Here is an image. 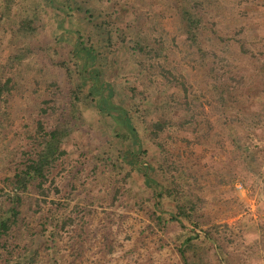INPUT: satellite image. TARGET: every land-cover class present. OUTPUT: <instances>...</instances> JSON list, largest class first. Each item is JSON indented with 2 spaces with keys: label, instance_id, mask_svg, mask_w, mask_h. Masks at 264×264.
<instances>
[{
  "label": "rangeland",
  "instance_id": "rangeland-1",
  "mask_svg": "<svg viewBox=\"0 0 264 264\" xmlns=\"http://www.w3.org/2000/svg\"><path fill=\"white\" fill-rule=\"evenodd\" d=\"M17 1L14 9L7 12L4 1L0 0V78H12L14 85L12 95L6 97L13 126L7 137L0 141V187L5 193L10 192L4 179L9 175L8 167H13L10 160L14 158L9 151L19 145L22 149L26 145L24 131L27 128L33 130L37 120L51 122V119L40 118L43 107L41 101L48 98L51 91L49 84L56 79L58 72L55 70L51 73V69L48 70L50 65L45 63L44 57L56 59L53 54L55 48L63 51V45L51 36V32L54 33L56 25L58 26L56 14L47 18L50 15L47 11L39 13L36 42L12 32L17 22V13L22 11L20 9L31 7V0ZM88 1L90 0H73L83 10L90 8L92 11L97 8L102 14L112 13L111 40L116 46L110 49L111 52L105 49L101 37L97 36V30L93 27L92 23L99 19H92L87 14L90 20L83 22L85 14L82 11L73 15L70 21L64 22L63 26L78 29L87 45L92 44L95 47L99 59L94 68L101 71L102 81H111L114 85V96L111 100L116 105H122L127 92L125 83H133L134 78L130 56L124 51V45H121L120 34L124 28L126 39L132 38L133 20L122 0H102L103 3L98 1L101 4ZM124 1L139 15L138 22H144L151 29L160 26L158 30L166 28L169 34L175 36V43L182 46L180 42L183 38L176 31L174 10L176 5L185 0H172L175 8L168 0ZM192 1L198 2L206 10L208 27L218 32L223 40L215 45L208 42V48L216 49L218 57L226 59L223 66L228 57L233 67L232 75L243 80L239 86L234 84L236 91L232 102L221 107L211 94L210 85H214L215 81L208 70L215 66L221 74L226 68L221 69L220 62L209 55L205 69L200 62L190 60L187 54L180 53L173 46L168 48L166 62L179 78H184L187 92L182 91L174 82L171 83L172 88L162 90L164 84L170 83L162 79L163 84H154L147 78L143 80L140 88H135L136 102H147L140 109H151L146 114L148 119L154 120L158 116L150 103H158L167 114H170L171 105L176 106L174 109L186 111L185 103L188 104L190 112L178 114L173 118L175 123L182 121L183 117L184 121L190 119V113L194 116V120L185 123L183 127L164 132L159 139L173 159H176L174 155L177 152L180 154L179 172L181 184L184 185L182 192L185 194L188 191L186 197L197 205L201 230L208 229L213 238L212 241L200 239L194 242L202 264H264V200L260 197L259 189H251L248 183H244V176L248 174L249 168L246 169L243 163L245 160L241 159L249 151H264V5L259 4L260 1L253 4L241 3L240 0ZM243 15L247 17L243 18ZM234 18L248 25V31L235 34L237 28ZM153 34L158 35L157 31ZM227 37L246 39V47L251 54H239L235 42L231 41L232 53L227 56ZM50 39L52 43L49 42ZM127 45L130 47L131 43ZM25 47L34 48L32 51H36L38 55H28L20 64L11 63L9 59ZM42 47L48 48V52L40 53ZM181 49H184L183 46ZM194 58L196 60L197 57ZM91 106L90 104L88 108ZM83 121V129L73 134L65 146L68 154L63 164L54 170V186L59 187L60 193L51 192L50 198L53 201L59 198L62 200L69 190L84 195L81 187L93 181L89 162L92 155L101 154L110 143L113 145L109 147L112 151L122 149L118 139H110L114 131H123L120 122L98 116L93 108L87 111L84 109ZM137 130L144 138L142 133L145 129L139 125ZM129 148L134 150L136 146L131 144ZM149 149L150 154L156 153L151 147ZM262 170L264 172V164ZM106 175L99 167L95 183L103 182ZM126 203L122 199L121 204L95 208L90 215L91 231L84 240L81 261L76 260L74 264H182L172 244L175 231L162 232L155 229L149 220L147 205L139 202H131L129 205ZM105 213L109 215V220L106 219L104 223ZM30 221L35 226L36 221ZM103 233L107 236V241H103ZM106 243L111 245V251L105 247ZM59 245L65 256L62 264H69L73 260V250L66 233Z\"/></svg>",
  "mask_w": 264,
  "mask_h": 264
},
{
  "label": "trees",
  "instance_id": "trees-1",
  "mask_svg": "<svg viewBox=\"0 0 264 264\" xmlns=\"http://www.w3.org/2000/svg\"><path fill=\"white\" fill-rule=\"evenodd\" d=\"M3 1L7 12L12 11L13 6L18 3L17 0ZM98 1L102 2V0L88 2L101 4ZM168 1L173 6L172 0ZM256 1L264 5V0H240L241 3L246 4L249 2L253 4ZM122 2L131 15L134 25L132 38L126 39L124 28L121 29L123 33L120 34L121 45H124V51L130 56L132 78H134L133 83L130 81L125 83L127 92L122 105H116L111 100L114 96L112 89L114 85L111 81H102L101 71L94 68L99 59L95 47L92 44L87 45L78 29L63 26L64 22L73 19V15L83 11L85 14L83 22L90 20L87 14L92 19H99L98 22L92 23L93 27L97 30V36L101 37L105 49L112 50L116 43H112L111 40L113 32L110 28L113 24L111 12L102 14L97 8H93L92 11L90 8L83 10L78 4L75 5L76 2L73 0H31L30 8L26 6V9L22 8L20 9L22 11L16 12L18 18L12 32L22 38L34 39V42L37 41L39 13L47 11L50 14L47 18L56 14L58 26L56 25L54 33L51 32V36L57 42L59 40L64 52L55 48L53 54L56 59L44 57L45 63L50 65L48 70L51 69V73L55 70L58 72L56 79L49 84L51 91L48 98L41 101L43 107L40 110V118L51 119V122L44 123L42 120H37L33 130L27 128L24 131L26 145L22 149L19 145L9 151L14 156L10 160L13 167H8L9 175L4 179V184L10 192L5 193L0 187L1 264H62L65 256L59 243L65 233L73 250L71 254L73 260L69 264H74L76 260L81 261L84 240L91 231L90 215L95 208L115 206L121 204L122 199L127 201V205L131 202L147 205L149 220L158 231H175L172 244L182 264H202L194 242L200 239L212 241L213 238L208 229L201 230L197 205L186 197L188 191L185 194L182 192L184 185L181 184L182 178L179 172L180 154L177 152L174 155L176 159H173L159 139L164 132L175 127H183L185 123L194 120V116L190 113V119L184 121L185 117H183L182 121L175 123L173 118L175 119L178 114L190 112L188 104L185 103L187 112L184 109L182 111L178 108L174 109L176 106L171 105L170 114H167L158 103L148 101L153 106V111L158 114L154 120L148 119L146 114L150 113L151 109L148 107L140 109V106L147 102H136L135 88H140L143 80L147 78L154 84H163V79L170 84H164L162 90L172 88L171 83L174 82L182 91L187 92L184 78L182 76L179 78L166 62L168 48L172 46L180 53L187 54L190 60L200 62L205 69L209 55L221 63V69L226 68L221 74L215 66L207 69L215 81L214 85H210L214 98L212 99L221 107L232 102L236 91L234 84L239 86L243 80L232 75L233 67L228 57L227 63L223 66L226 59L218 57L216 49L208 48V42L215 45L223 40L218 36V32L208 27L207 12L198 2L185 0L182 4L176 5V8L173 6L176 31L183 38L180 44L184 49H181L182 46L179 47L177 42L175 43V36L169 34L166 28L158 30L160 26L151 29L147 28L144 22H138L140 17L133 11V7L124 0ZM3 16L7 18V15L3 14ZM242 17L246 18L247 15ZM234 22L237 28L235 34L248 31V25L236 18ZM156 31L157 36L153 34ZM231 41L235 42L239 54H251L246 47V39L227 37V56L232 53ZM128 43H131L130 47ZM32 50L34 48L29 47L18 50L9 61L20 64L26 56L38 55ZM48 50L42 47L39 52L45 53ZM194 57L198 59L195 60ZM262 71L264 74V65ZM13 89L12 78H0V141L7 137L13 126L10 109L6 106V97L12 95ZM195 97L197 98V95ZM90 104L98 116L120 122L123 131H114L110 139H118L122 149L112 151L109 147L113 145L110 143L101 154L92 155L89 162H91L93 181L81 187V192H85L84 195L69 190L67 196L63 198L67 199L59 198L53 201L50 198L51 192L60 193L59 187L54 186V170L63 164L68 154L65 146L69 138L85 126L84 109L86 111L91 109L88 108ZM138 124L145 129L142 133L144 138L137 130ZM131 144L136 146V149L131 150L129 148ZM148 146L156 151L154 155L150 154ZM237 148L241 150L240 147ZM17 154L19 156H16ZM152 158L154 161L151 163ZM243 158L245 160L243 163L247 170L249 168L248 174H250L244 176V183H248L251 189H259L260 197L264 200L262 170L264 151H249L241 156V159ZM99 167L107 175L103 182L95 183ZM105 214L104 223L106 219L109 220V215ZM30 219L36 221L35 226H32L33 221ZM104 227L107 230V226ZM102 238L103 241L108 240L105 233ZM105 247L109 251L112 250L108 243Z\"/></svg>",
  "mask_w": 264,
  "mask_h": 264
}]
</instances>
